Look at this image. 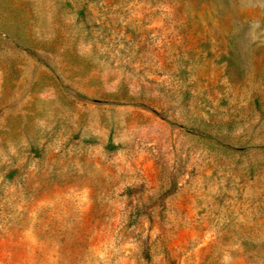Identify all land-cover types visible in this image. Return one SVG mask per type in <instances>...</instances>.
I'll return each mask as SVG.
<instances>
[{
  "label": "rangeland",
  "instance_id": "rangeland-1",
  "mask_svg": "<svg viewBox=\"0 0 264 264\" xmlns=\"http://www.w3.org/2000/svg\"><path fill=\"white\" fill-rule=\"evenodd\" d=\"M0 264H264V0H0Z\"/></svg>",
  "mask_w": 264,
  "mask_h": 264
},
{
  "label": "crops",
  "instance_id": "crops-1",
  "mask_svg": "<svg viewBox=\"0 0 264 264\" xmlns=\"http://www.w3.org/2000/svg\"><path fill=\"white\" fill-rule=\"evenodd\" d=\"M142 137V136H141ZM140 139V138H139ZM142 140H143V138H142ZM143 143V142H142Z\"/></svg>",
  "mask_w": 264,
  "mask_h": 264
}]
</instances>
